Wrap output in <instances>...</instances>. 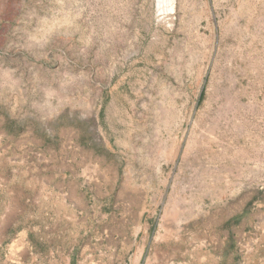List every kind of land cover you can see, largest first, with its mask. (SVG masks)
Returning a JSON list of instances; mask_svg holds the SVG:
<instances>
[{
    "label": "rangeland",
    "instance_id": "374dc122",
    "mask_svg": "<svg viewBox=\"0 0 264 264\" xmlns=\"http://www.w3.org/2000/svg\"><path fill=\"white\" fill-rule=\"evenodd\" d=\"M108 233L105 264H264V0H0V264Z\"/></svg>",
    "mask_w": 264,
    "mask_h": 264
},
{
    "label": "crops",
    "instance_id": "0c3cea01",
    "mask_svg": "<svg viewBox=\"0 0 264 264\" xmlns=\"http://www.w3.org/2000/svg\"><path fill=\"white\" fill-rule=\"evenodd\" d=\"M46 210V218H45V238L49 239V238H63L65 237V232L63 227L64 223H67L71 217H68V214L70 213L71 210V214L72 217L75 221V224L78 225L79 222L82 220V217H80L81 212L77 209V208H64L62 210L65 211H61V212H55L54 209L50 208V209H45ZM38 218V217H36ZM31 220V218H30ZM32 231H29V233L24 232L19 234V236H16L14 239V243L17 247H19V251L22 252L23 247H25L26 245L31 246L32 241L28 239V235H31ZM103 240L101 242H99L98 245L95 244H88L85 246V250L82 252V255H86L87 259L86 261H89V264H105L101 261H98L95 259V256H98L96 254H99V256L105 257L108 256L112 257L113 255H115L116 253L119 252L118 249V245H117V241L116 238L115 239H111L112 237L108 234H105L103 236ZM57 254V256L60 258V262H58V260H55L54 255ZM30 255H31V262L29 264H38V258L39 255L37 254V252L35 251L34 248H30ZM79 255L76 251H74V249L72 250H65V251H61V250H56L54 252V250H50L49 252V257H50V262L49 263H40V264H78L79 263ZM101 257V258H102ZM47 259V257H46ZM82 262V261H81Z\"/></svg>",
    "mask_w": 264,
    "mask_h": 264
},
{
    "label": "bare ground",
    "instance_id": "6f19581e",
    "mask_svg": "<svg viewBox=\"0 0 264 264\" xmlns=\"http://www.w3.org/2000/svg\"><path fill=\"white\" fill-rule=\"evenodd\" d=\"M172 2H173V0H172Z\"/></svg>",
    "mask_w": 264,
    "mask_h": 264
}]
</instances>
